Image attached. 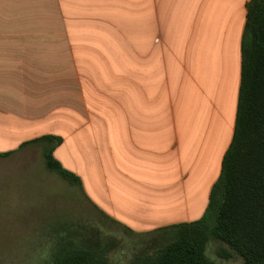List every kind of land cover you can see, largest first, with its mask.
<instances>
[{
  "label": "crops",
  "instance_id": "0c3cea01",
  "mask_svg": "<svg viewBox=\"0 0 264 264\" xmlns=\"http://www.w3.org/2000/svg\"><path fill=\"white\" fill-rule=\"evenodd\" d=\"M251 1L131 0L118 70L69 37L0 36V154L61 138L54 158L111 222L148 235L201 220L234 137ZM51 2L69 28L80 0Z\"/></svg>",
  "mask_w": 264,
  "mask_h": 264
},
{
  "label": "rangeland",
  "instance_id": "374dc122",
  "mask_svg": "<svg viewBox=\"0 0 264 264\" xmlns=\"http://www.w3.org/2000/svg\"><path fill=\"white\" fill-rule=\"evenodd\" d=\"M79 3L68 15L70 27L64 28L51 0H0V36L69 37L84 44L77 50L102 55L105 70H118L122 60H130V46L111 44H130L131 0ZM25 147L21 154L0 158V264H49L66 246V253L90 251L106 264H132L140 255L153 257L158 242L171 236L135 234L106 219L87 204L80 186L47 169L40 144ZM206 257L214 264H245L213 237Z\"/></svg>",
  "mask_w": 264,
  "mask_h": 264
},
{
  "label": "trees",
  "instance_id": "16d2710c",
  "mask_svg": "<svg viewBox=\"0 0 264 264\" xmlns=\"http://www.w3.org/2000/svg\"><path fill=\"white\" fill-rule=\"evenodd\" d=\"M242 54L234 137L203 218L159 231L171 236L158 242L153 257L143 254L132 264H214L206 257L212 237L231 247L245 264H264V0H252L247 7ZM33 144L41 145L48 170L81 187L80 180L54 158L61 138L47 136L24 146ZM10 155L0 154V158ZM67 249L58 250L49 264H106L93 252L66 253Z\"/></svg>",
  "mask_w": 264,
  "mask_h": 264
}]
</instances>
